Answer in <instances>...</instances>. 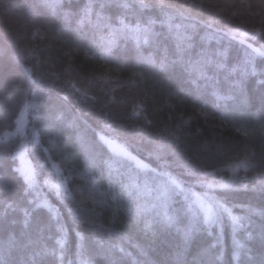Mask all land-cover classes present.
Returning a JSON list of instances; mask_svg holds the SVG:
<instances>
[{"label":"trees","instance_id":"1","mask_svg":"<svg viewBox=\"0 0 264 264\" xmlns=\"http://www.w3.org/2000/svg\"><path fill=\"white\" fill-rule=\"evenodd\" d=\"M262 96L264 0H0V264H259Z\"/></svg>","mask_w":264,"mask_h":264},{"label":"rangeland","instance_id":"2","mask_svg":"<svg viewBox=\"0 0 264 264\" xmlns=\"http://www.w3.org/2000/svg\"><path fill=\"white\" fill-rule=\"evenodd\" d=\"M26 120H27V109L24 108L23 111L21 112L19 118H18L19 128L24 127V125L26 124ZM102 137H104L105 140H107V141L114 142L112 147H109V148L111 150H113L115 153L124 155L123 152L121 151V149H122L123 151H126L128 153V155H124V156L132 158L135 161V163L138 166H140L141 168L147 167L143 161H141L140 159H138L137 157L132 155L122 144L113 140L109 136H103L102 135ZM105 140H103V141L105 142ZM106 144L109 146L108 143H106ZM18 158L20 161L19 166H20L21 172L24 174V177L26 174L31 177L32 183L29 185V187L32 189V191L34 193L33 200L37 201V203H39V204H42V205H45L47 207L55 209V206L50 203L48 192L49 193L58 192L56 185L63 179L60 178V176L58 175V179L55 181L54 180L52 181L48 178H43L42 180H38L36 177V174H35V169H34L33 163L30 160V158L27 156L25 145H23L20 148V150L18 152ZM59 190H63V189H59ZM200 197L204 200V203L206 205L212 206L214 213H216V211H218V209L216 208L215 202L218 201L220 204H222L220 202V200L218 198H215L214 196H210L208 198H204L202 196H200ZM195 200H196V197H195ZM199 206H200V204H199ZM213 220H215V218H213Z\"/></svg>","mask_w":264,"mask_h":264},{"label":"snow or ice","instance_id":"3","mask_svg":"<svg viewBox=\"0 0 264 264\" xmlns=\"http://www.w3.org/2000/svg\"><path fill=\"white\" fill-rule=\"evenodd\" d=\"M145 42H147V41H145ZM161 67H163V64L161 65ZM261 106L264 107V96L261 97ZM101 139L105 140L104 137H101ZM105 142L109 144V147H112V145L114 143V142L107 141V140H105ZM121 151L123 152L124 155H128V153L126 151H123L122 149H121ZM25 180H26V182L29 183V185L32 183L31 177L29 175H27V174L25 175ZM171 183L175 184L177 188L180 187L179 183L177 181H175V180H172ZM56 187H57L58 190L59 189H63L65 194L70 195V193L68 192V189H67V187L65 185V182L63 180H61L56 185ZM221 187H226V186L225 185H221ZM181 190L183 191V189H181ZM167 191H168V189L166 187H162V190L160 191L157 199L161 200L162 202H166V200H167ZM58 194H59V191H58ZM192 195L196 197V201L195 202L199 203L201 208L204 210L205 222H209L211 219H213L216 216V213L213 212L212 206L211 205H206L204 203V200L198 194L192 193ZM215 203H216V208L218 210H223L224 212H229V210L226 207H224L223 204H220L218 201H216ZM229 215H231L230 212H229ZM232 219L235 222L238 218L232 217ZM146 227H148V226L146 225ZM77 235H79V233ZM260 240H261L262 243H264V231H262L261 234H260ZM58 243H60L61 246H63L64 241L60 240V241H58ZM238 247L242 248L243 245H238ZM3 264H8V262L5 260L3 262ZM106 264H112V261L109 260V261L106 262ZM115 264H125V262H123L121 260H117L115 262ZM137 264H147V262L146 261H143V262L137 261ZM249 264H255V262L250 261ZM259 264H264V260L260 261Z\"/></svg>","mask_w":264,"mask_h":264}]
</instances>
